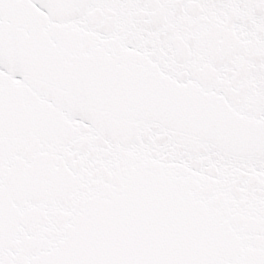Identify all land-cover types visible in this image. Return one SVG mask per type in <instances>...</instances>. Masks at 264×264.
I'll use <instances>...</instances> for the list:
<instances>
[{"label":"snow or ice","instance_id":"1","mask_svg":"<svg viewBox=\"0 0 264 264\" xmlns=\"http://www.w3.org/2000/svg\"><path fill=\"white\" fill-rule=\"evenodd\" d=\"M0 264H264V0H0Z\"/></svg>","mask_w":264,"mask_h":264}]
</instances>
